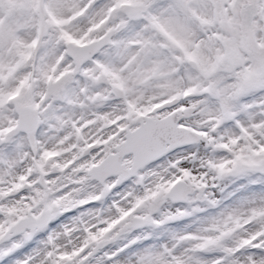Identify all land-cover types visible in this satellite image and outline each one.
Returning a JSON list of instances; mask_svg holds the SVG:
<instances>
[{
    "label": "snow or ice",
    "instance_id": "obj_1",
    "mask_svg": "<svg viewBox=\"0 0 264 264\" xmlns=\"http://www.w3.org/2000/svg\"><path fill=\"white\" fill-rule=\"evenodd\" d=\"M0 264H264V0H0Z\"/></svg>",
    "mask_w": 264,
    "mask_h": 264
}]
</instances>
